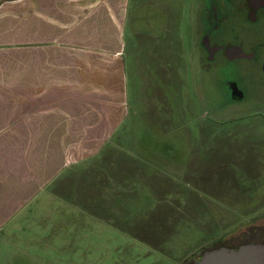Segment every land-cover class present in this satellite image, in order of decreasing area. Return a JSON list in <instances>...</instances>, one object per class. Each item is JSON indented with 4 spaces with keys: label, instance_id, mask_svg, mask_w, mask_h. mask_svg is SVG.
<instances>
[{
    "label": "rangeland",
    "instance_id": "374dc122",
    "mask_svg": "<svg viewBox=\"0 0 264 264\" xmlns=\"http://www.w3.org/2000/svg\"><path fill=\"white\" fill-rule=\"evenodd\" d=\"M199 1L144 0L138 8L134 3L140 14L133 29L157 24L161 9L166 11L170 31L181 37H166L162 46L173 42L172 65H184L185 71L180 96L167 103L146 90L133 100L135 72L129 67V117L119 141L130 146L128 154L117 151L120 165L106 167L118 192L104 189L107 207L115 204L113 210H98L104 224L90 215L86 227L64 225L54 209L58 205L46 212L30 205L16 218L24 230L8 224L9 242L0 233V264H183L224 236L236 245L244 236L264 238V49L257 62L202 64L194 45ZM131 32L126 31V65H153L144 44L143 50L134 48ZM222 37L252 51L264 45V19H232ZM141 67L147 79L149 68ZM233 86L242 99H234ZM124 133H131L127 140ZM29 239L34 240L26 243Z\"/></svg>",
    "mask_w": 264,
    "mask_h": 264
},
{
    "label": "crops",
    "instance_id": "0c3cea01",
    "mask_svg": "<svg viewBox=\"0 0 264 264\" xmlns=\"http://www.w3.org/2000/svg\"><path fill=\"white\" fill-rule=\"evenodd\" d=\"M134 3L145 2L0 0V233L8 242L4 229L24 230L16 218L35 204L37 212L58 205L64 225L86 227L90 215L104 224L98 210L115 207H107L104 189L112 176L106 167L120 165L117 151L128 154L130 146L119 141L129 117V67L133 100L144 90L167 103L180 96L185 66L172 65V41L162 46L180 32L170 31L163 9L155 23L160 31L150 22L133 29L140 14ZM130 28L134 48L147 47L153 64L141 65L149 68L147 79L140 65H126Z\"/></svg>",
    "mask_w": 264,
    "mask_h": 264
},
{
    "label": "flooded vegetation",
    "instance_id": "af4514ba",
    "mask_svg": "<svg viewBox=\"0 0 264 264\" xmlns=\"http://www.w3.org/2000/svg\"><path fill=\"white\" fill-rule=\"evenodd\" d=\"M198 16L199 25L195 32L198 38L195 36V51L199 53L200 56L202 55L200 58L202 62L203 59L214 65H227V63L230 64L235 61H247L249 63L257 62L258 54L264 49L263 44H260L259 47L252 51H247L239 44L226 42L222 34L226 24L232 19L249 20V22L252 23H257L261 19H264V0H200ZM237 48H241L245 55L240 56L242 54H240ZM202 64L205 65L204 62ZM230 91L231 94L234 93V99H237L239 95L241 96V93L235 89V86H233ZM227 174L229 176L231 175V178H236L233 172H228ZM255 179L257 180L258 177H255ZM225 237L228 236L220 238L212 247L214 245L224 244L225 246L222 247L229 246L228 248H238L243 244L252 243L251 241L249 242L248 239H245L244 236L239 239L243 241L241 244H230L225 242ZM210 249L213 248L203 247L197 255L187 259L183 264H190L198 261L203 253Z\"/></svg>",
    "mask_w": 264,
    "mask_h": 264
},
{
    "label": "water",
    "instance_id": "95a60500",
    "mask_svg": "<svg viewBox=\"0 0 264 264\" xmlns=\"http://www.w3.org/2000/svg\"><path fill=\"white\" fill-rule=\"evenodd\" d=\"M237 49L242 54L240 56L245 55L241 48ZM190 264H264V243L252 242L238 248L219 247L206 250L198 261Z\"/></svg>",
    "mask_w": 264,
    "mask_h": 264
},
{
    "label": "trees",
    "instance_id": "16d2710c",
    "mask_svg": "<svg viewBox=\"0 0 264 264\" xmlns=\"http://www.w3.org/2000/svg\"><path fill=\"white\" fill-rule=\"evenodd\" d=\"M251 234H253V235H255V233H251ZM246 239H248V241L250 242H264V238H261V239H250V237L249 238H246ZM222 246H225L224 244H218V245H214L213 247H211V248H219V247H222ZM227 247H229V246H227Z\"/></svg>",
    "mask_w": 264,
    "mask_h": 264
}]
</instances>
